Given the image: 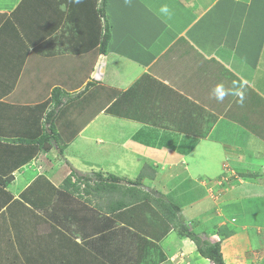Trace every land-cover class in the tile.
Here are the masks:
<instances>
[{"label": "crops", "instance_id": "0c3cea01", "mask_svg": "<svg viewBox=\"0 0 264 264\" xmlns=\"http://www.w3.org/2000/svg\"><path fill=\"white\" fill-rule=\"evenodd\" d=\"M99 2L0 0V264H158L184 247L206 264L180 225L204 234L264 204V0H106L104 54ZM57 87L59 140L31 155V109ZM208 176L230 181L212 198Z\"/></svg>", "mask_w": 264, "mask_h": 264}, {"label": "rangeland", "instance_id": "374dc122", "mask_svg": "<svg viewBox=\"0 0 264 264\" xmlns=\"http://www.w3.org/2000/svg\"><path fill=\"white\" fill-rule=\"evenodd\" d=\"M43 77H45V75L44 76L42 75V78ZM6 78L9 79V74L6 76ZM40 80L41 77L40 79L34 78L33 82L38 83ZM47 80L48 79L46 78L43 79L42 84H44ZM27 83L28 82H21L20 84L16 85V83L13 82L9 84H13V86H15V88H18V90H20L22 94L23 92L22 90L23 88L26 89L25 85ZM3 84L6 85L8 83H3ZM0 90L2 92L3 91L6 92L5 86L1 85V82H0ZM20 92H18V94ZM18 94L16 93L14 97H12L14 98V101L17 100L16 97L18 96ZM218 177L219 176L215 177L216 179H214V176L213 177L208 176L207 180L204 181L205 187L207 189V196L210 195L213 198L214 194L218 193L217 188L220 186L222 187L224 185V182L227 183L230 181V179L227 180V178L223 176H220V178L217 180ZM208 178L211 180H208ZM261 180H263V178L260 177L258 181ZM185 199L187 200V196H185ZM242 202H243L241 204L242 206L240 205V203H238L240 205V207L236 209L238 217H235L234 220L228 222L226 220V222H223V225H221L219 223L215 224V220L210 219L208 220V225L206 226H212L214 224L217 226H215L214 228L211 227L210 229H206V232L204 234L199 232L200 230L197 231L196 226H191V227L190 225L188 227L185 226L184 230H182L181 229L182 225H180L178 231H176L177 238L179 240H184V239L191 240V238L187 236L188 233H191L193 235H197L195 237H199V239L201 240L225 242L223 246L227 245V247L226 249L223 248L222 253L226 264H264V223H263L264 219H262L263 222L260 221L256 215V210H255L257 206L260 205L264 206V204L263 203L255 204L256 200L254 198H248V197ZM233 203H235V201H233ZM208 208L209 207H207V211H210L208 210ZM210 214L214 215L215 210L213 211L212 209ZM260 214L261 213H259V216ZM249 216L251 217L249 218ZM253 216H255L256 218ZM21 218L22 217H20V219ZM252 218L255 220H253ZM224 220L225 217H223V221ZM179 223L181 222L179 221ZM252 223L253 224L257 223V225L255 227H252L251 226ZM14 224L13 227L15 228ZM27 233L29 237H31L32 233L31 231H29V229H27ZM226 234H228V236H226ZM192 246L193 245L191 244V247ZM188 250L185 247L184 249L175 248L171 254V257H167L166 254L161 252L158 258V264H198V261H196V259H193L191 257V254L187 252ZM194 251H196L195 247H194ZM206 264H210V262L207 261Z\"/></svg>", "mask_w": 264, "mask_h": 264}, {"label": "trees", "instance_id": "16d2710c", "mask_svg": "<svg viewBox=\"0 0 264 264\" xmlns=\"http://www.w3.org/2000/svg\"><path fill=\"white\" fill-rule=\"evenodd\" d=\"M105 3L106 0H100L99 7L97 9V12L95 13L98 21L103 20V23ZM102 31L103 35L99 42L100 44L98 51L104 54L106 52L107 44L110 38L109 27L106 23H104ZM68 96L69 95L60 88H53L47 103H43L35 109H31L33 118L35 119V123L37 124L36 136H32L31 139H26L24 141L25 144L31 145V155H33L38 150H50L52 148V142H55L57 144L59 138L54 126V118L56 111H58V108L62 103V99H68ZM21 142L23 141L21 140ZM70 177L65 179L64 185L67 183L72 187L76 186V183L70 182ZM95 178L96 181L94 182V185L99 186L103 185L104 183L108 185V183L106 181H103V179H101L99 175H96ZM107 179H110L112 181L115 180L113 177H108ZM79 180L81 179H76V181L80 182ZM136 183H139V180L136 181ZM111 185H114V183H111ZM153 202L158 208V211L161 212L162 216H164L167 221L173 223V218L175 212L178 211V207L173 203H166L165 200L161 198L154 199ZM181 229L184 230V227H182ZM187 236L191 238V241H193L196 246L197 253L202 258L208 260L211 264H224V260L221 254V241L201 240L199 239V237H195L197 235H193L191 233H188ZM226 236H228V234H226Z\"/></svg>", "mask_w": 264, "mask_h": 264}, {"label": "clouds", "instance_id": "9594fccd", "mask_svg": "<svg viewBox=\"0 0 264 264\" xmlns=\"http://www.w3.org/2000/svg\"><path fill=\"white\" fill-rule=\"evenodd\" d=\"M73 3L79 4V3H81V0H73ZM160 12L163 13L164 15H166V16H170V15H171L170 10H169V8H168L167 6H163V7L160 9ZM93 74H94V75L92 76V81H94V82H99L100 79H99V77H98V75H99L98 71H95V73H93ZM217 91H218V94L216 95L215 98H216L218 101H222L223 98H224V96H225V92H224V91H221V90H217ZM241 99H242V98H241ZM90 180H92V178H90ZM93 180H94V182L96 181L95 176H94Z\"/></svg>", "mask_w": 264, "mask_h": 264}]
</instances>
